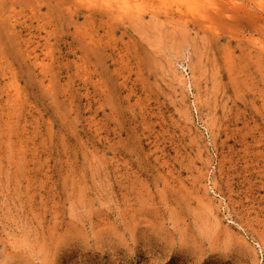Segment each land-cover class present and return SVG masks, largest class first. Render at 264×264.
<instances>
[{"label":"rangeland","instance_id":"1","mask_svg":"<svg viewBox=\"0 0 264 264\" xmlns=\"http://www.w3.org/2000/svg\"><path fill=\"white\" fill-rule=\"evenodd\" d=\"M11 261L264 264V0H0Z\"/></svg>","mask_w":264,"mask_h":264},{"label":"bare ground","instance_id":"2","mask_svg":"<svg viewBox=\"0 0 264 264\" xmlns=\"http://www.w3.org/2000/svg\"><path fill=\"white\" fill-rule=\"evenodd\" d=\"M189 6V5H188ZM12 263V261L9 263V264H11Z\"/></svg>","mask_w":264,"mask_h":264}]
</instances>
